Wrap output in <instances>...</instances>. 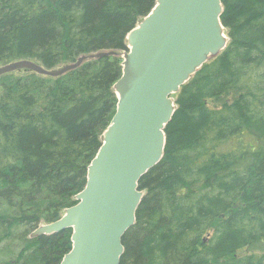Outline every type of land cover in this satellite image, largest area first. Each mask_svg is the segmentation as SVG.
Masks as SVG:
<instances>
[{
    "label": "trees",
    "instance_id": "trees-1",
    "mask_svg": "<svg viewBox=\"0 0 264 264\" xmlns=\"http://www.w3.org/2000/svg\"><path fill=\"white\" fill-rule=\"evenodd\" d=\"M222 2L229 43L175 95L120 264H264V0ZM156 4L0 0V65L30 59L51 70L125 52ZM122 62L0 77V264H61L72 249L71 228L31 234L78 203L117 111Z\"/></svg>",
    "mask_w": 264,
    "mask_h": 264
},
{
    "label": "water",
    "instance_id": "water-1",
    "mask_svg": "<svg viewBox=\"0 0 264 264\" xmlns=\"http://www.w3.org/2000/svg\"><path fill=\"white\" fill-rule=\"evenodd\" d=\"M222 0H157L127 36L123 74L115 83L117 111L88 168L77 204L31 236L73 229V246L61 264H120L123 237L135 225L144 197L141 178L163 158L165 128L176 111L173 97L212 56L229 43ZM116 50L82 55L59 69L22 59L0 66V77L19 69L58 77L88 59L119 56Z\"/></svg>",
    "mask_w": 264,
    "mask_h": 264
},
{
    "label": "rangeland",
    "instance_id": "rangeland-1",
    "mask_svg": "<svg viewBox=\"0 0 264 264\" xmlns=\"http://www.w3.org/2000/svg\"><path fill=\"white\" fill-rule=\"evenodd\" d=\"M118 52L120 53L119 56L122 57V59H123V55H122V54H123L124 51L119 50ZM88 60H91V59H88ZM0 66H1V65H0ZM63 66H65V65H63V64H62V65H58V66L55 67L54 69H59V68H61V67H63ZM26 70H28V69H19V70L13 72V73H15V74H23V73H25ZM0 90H1V87H0ZM175 95H176V94H175ZM175 95H174V97H175ZM209 104H210L211 106H213V105H214V101H213V100H210V101H209Z\"/></svg>",
    "mask_w": 264,
    "mask_h": 264
}]
</instances>
